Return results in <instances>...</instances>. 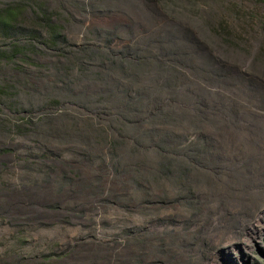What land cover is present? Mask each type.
Segmentation results:
<instances>
[{
  "label": "rangeland",
  "instance_id": "374dc122",
  "mask_svg": "<svg viewBox=\"0 0 264 264\" xmlns=\"http://www.w3.org/2000/svg\"><path fill=\"white\" fill-rule=\"evenodd\" d=\"M30 4L61 37L0 60V264H264V0Z\"/></svg>",
  "mask_w": 264,
  "mask_h": 264
},
{
  "label": "trees",
  "instance_id": "16d2710c",
  "mask_svg": "<svg viewBox=\"0 0 264 264\" xmlns=\"http://www.w3.org/2000/svg\"><path fill=\"white\" fill-rule=\"evenodd\" d=\"M30 2L32 0H0V36L10 38L6 46L11 48L10 51L0 49V60L11 59L27 50L34 51V43L55 44L60 39L61 25L53 22L52 16L40 5L32 8ZM4 90H8V85H0V92ZM54 102L59 104L60 100L55 99ZM15 126L20 129L17 123Z\"/></svg>",
  "mask_w": 264,
  "mask_h": 264
}]
</instances>
